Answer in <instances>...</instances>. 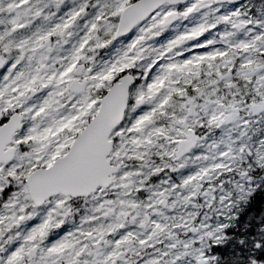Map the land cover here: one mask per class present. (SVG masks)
<instances>
[{"label":"snow or ice","instance_id":"obj_1","mask_svg":"<svg viewBox=\"0 0 264 264\" xmlns=\"http://www.w3.org/2000/svg\"><path fill=\"white\" fill-rule=\"evenodd\" d=\"M219 2L0 0V264H264V14L150 44Z\"/></svg>","mask_w":264,"mask_h":264},{"label":"rangeland","instance_id":"obj_2","mask_svg":"<svg viewBox=\"0 0 264 264\" xmlns=\"http://www.w3.org/2000/svg\"><path fill=\"white\" fill-rule=\"evenodd\" d=\"M191 2H193V0L189 1L186 4H190ZM244 5L245 3H243L242 5H227L221 4L220 2L214 4L210 9H202L201 12L197 13L194 17H191L187 20L180 19L177 23L170 25L168 29L161 34V36L157 37L154 41H151L150 44L155 48L163 47L167 44L168 41L174 39L176 36L187 30L188 28L195 26L197 23L203 22V20L205 19H207L209 22H213L214 19L220 15H228L231 12L237 10L242 11L244 10L242 8L244 7ZM215 9H219V11L217 12L215 11ZM261 13L264 14V12ZM248 14L249 16H251L249 12ZM226 31H232L231 26L227 24H220L218 25L217 29L214 30V37L219 40L220 35ZM125 43H127V41H125ZM105 59H107V57H105Z\"/></svg>","mask_w":264,"mask_h":264},{"label":"trees","instance_id":"obj_3","mask_svg":"<svg viewBox=\"0 0 264 264\" xmlns=\"http://www.w3.org/2000/svg\"><path fill=\"white\" fill-rule=\"evenodd\" d=\"M244 10L242 11H247L249 12L251 15H253V13H255L256 15H261V11H258L254 6H253V2L252 0H246L244 7H242ZM264 199V195H258L256 200H257V204L260 203V201ZM246 210V209H245Z\"/></svg>","mask_w":264,"mask_h":264},{"label":"water","instance_id":"obj_4","mask_svg":"<svg viewBox=\"0 0 264 264\" xmlns=\"http://www.w3.org/2000/svg\"><path fill=\"white\" fill-rule=\"evenodd\" d=\"M188 1H190V0H185L186 3ZM243 2H245V0H220V3H222V4H232V5H240ZM175 22H173V23H175Z\"/></svg>","mask_w":264,"mask_h":264}]
</instances>
